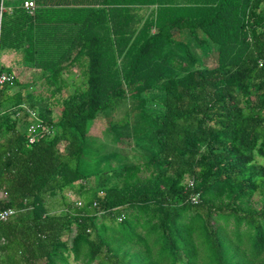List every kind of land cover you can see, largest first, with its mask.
<instances>
[{
	"label": "trees",
	"instance_id": "16d2710c",
	"mask_svg": "<svg viewBox=\"0 0 264 264\" xmlns=\"http://www.w3.org/2000/svg\"><path fill=\"white\" fill-rule=\"evenodd\" d=\"M33 2L28 15L0 0V53H20L50 97L80 73L56 119L30 84L0 85V211H15L0 264H264V0ZM100 118L149 156L91 165L104 159L85 141Z\"/></svg>",
	"mask_w": 264,
	"mask_h": 264
},
{
	"label": "rangeland",
	"instance_id": "374dc122",
	"mask_svg": "<svg viewBox=\"0 0 264 264\" xmlns=\"http://www.w3.org/2000/svg\"><path fill=\"white\" fill-rule=\"evenodd\" d=\"M24 0H2V4L3 7L5 6H13V7H17L19 6ZM146 14V12H145ZM190 45H193V42L190 41L189 43ZM192 47V46H191ZM172 54H176L181 55V51L178 50L177 48H174L171 50ZM193 54L196 56V58L199 59V61L203 62L205 66L207 67H211L214 65V60L213 57L211 55H207L206 57H201L200 55V51L196 48L195 52H193ZM1 55L2 53H0V63H1ZM6 61H2V66L6 65ZM1 66V65H0ZM1 66V67H2ZM22 76L18 75L16 76V73H11L12 76H14L16 78V81L18 80L19 83H26L27 85L30 84V87H32V94L33 95H39L40 97H43L45 99L49 100L50 103V109H51V115H52V119H56L59 117L58 113L60 110V106H59V102L62 98L65 97V95L71 91L72 88L68 87L66 90H62L60 95H55V96H51L49 95V90L46 89V87L42 84V80L40 79H36V80H32L34 71L31 70L30 67L26 66L25 64H23L22 62ZM3 71H5V68H2ZM32 71V72H30ZM5 73V72H4ZM30 73V74H28ZM79 73L80 70L77 67H74L73 69L70 70V74L69 77L72 78L73 81L78 82L79 79ZM68 76V74H67ZM77 76V77H76ZM69 81V80H68ZM32 83V84H31ZM26 85V87L24 88H28V86ZM151 100L147 101L146 103V108L147 110L152 113V115L154 117H159V115L161 114V109L159 108V103L161 100V95L156 92V91H152L149 94ZM30 119H28L29 121ZM106 128V119L105 118H100L99 120H95L94 122L90 123L87 126V130H86V136H85V141H86V146H87V153L90 154V157L92 158H96V156H104V159L102 161L99 162L98 166L96 164V160L91 163V165H94L95 167L98 168V170H102L105 167H115L118 164H125V163H140L143 162V160H145L149 154H150V150L151 147L148 146V148H144V144L146 143L145 140H138V143H136V141H131L128 140L129 142H127L126 139H124V142H118L115 138H113V136L108 132H106L104 129ZM60 150L62 149V146L59 147ZM186 182V181H185ZM96 183V177H91L87 180V182L85 183L86 186H93ZM65 195V200L67 202H76L78 201L79 197L77 195L74 194H69L67 195V193L63 194ZM61 195H57L56 197L52 198L49 200L50 206L53 208V210L56 212L57 210L60 211L61 210V203H60V199H62L60 197ZM255 200L257 199L256 197L254 198ZM259 204H255L254 208H258ZM57 211V212H58ZM98 218V217H97ZM100 222H104L105 224L108 223L107 220H101V217H99L96 220V224H99ZM138 231H140L139 229H137ZM141 232V231H140ZM74 234V230L73 228L70 229L69 233L67 234L66 238L64 240H66V242L68 243V245H70V240L72 238ZM142 234V233H141ZM147 241L151 244V241H153V236L149 235L146 236ZM123 247V246H121ZM71 260V259H70ZM71 262V261H70ZM78 264V263H76Z\"/></svg>",
	"mask_w": 264,
	"mask_h": 264
},
{
	"label": "crops",
	"instance_id": "0c3cea01",
	"mask_svg": "<svg viewBox=\"0 0 264 264\" xmlns=\"http://www.w3.org/2000/svg\"><path fill=\"white\" fill-rule=\"evenodd\" d=\"M21 5H22V3L19 6H21ZM3 8H4L5 11H8L9 12V10H11L12 8H16V7H13V6H5ZM3 8H2V11H3ZM1 58H2L1 63H0L1 66H2V61L5 60L7 62L5 66H2V68L3 67L5 68V71L2 70L3 72H5V73H12V74L13 73H16L15 74L16 76H18V75H21L22 76L23 75L22 74L23 73L22 72V70H23V68H22V58H21V54L20 53L14 52V51H4V52H2ZM30 72H32V71H30ZM28 74H30V73H28ZM69 74H70V72L68 73V76H67V74H63L61 77L64 80L68 78L69 79L68 86L70 88H73L72 87L73 80H72V78L69 77ZM65 193H67V195H69L68 190H66V189L63 191V194H65ZM45 200H46V204H48L50 199L47 197ZM50 205L51 204L49 203L48 207H50ZM50 211H53V210H50ZM141 233H142V230H141ZM70 263L71 264H76L77 262H70Z\"/></svg>",
	"mask_w": 264,
	"mask_h": 264
},
{
	"label": "built area",
	"instance_id": "2783aa9c",
	"mask_svg": "<svg viewBox=\"0 0 264 264\" xmlns=\"http://www.w3.org/2000/svg\"><path fill=\"white\" fill-rule=\"evenodd\" d=\"M21 6H22L23 10L29 15L33 12L34 2H33V0H25L22 2ZM1 12H2V8L0 7V13ZM13 78H14V76H12L11 74L1 73L0 74V85H2L4 83L10 84L13 81ZM26 111L29 115L34 116L33 112H30L28 110H26ZM40 128H41V130H40L41 132H44V133L48 132V129L46 127L41 126ZM32 139H33V136H31L29 138V142H31ZM188 185H190V184L188 183ZM0 195H1V198L4 197L2 193H0ZM194 201H195V197L192 199V202H194ZM75 205L78 206L79 203L76 202ZM92 206H95V204L93 203ZM14 214H15V211H13L11 209L1 210L0 211V222L6 221L7 219L11 218Z\"/></svg>",
	"mask_w": 264,
	"mask_h": 264
},
{
	"label": "water",
	"instance_id": "95a60500",
	"mask_svg": "<svg viewBox=\"0 0 264 264\" xmlns=\"http://www.w3.org/2000/svg\"><path fill=\"white\" fill-rule=\"evenodd\" d=\"M0 199H1V195H0Z\"/></svg>",
	"mask_w": 264,
	"mask_h": 264
}]
</instances>
